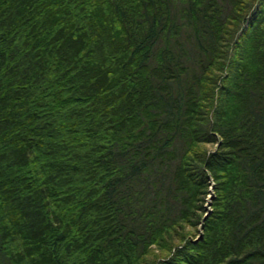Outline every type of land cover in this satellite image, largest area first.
Returning <instances> with one entry per match:
<instances>
[{
	"label": "trees",
	"instance_id": "obj_1",
	"mask_svg": "<svg viewBox=\"0 0 264 264\" xmlns=\"http://www.w3.org/2000/svg\"><path fill=\"white\" fill-rule=\"evenodd\" d=\"M0 264H264V0H0Z\"/></svg>",
	"mask_w": 264,
	"mask_h": 264
},
{
	"label": "rangeland",
	"instance_id": "obj_2",
	"mask_svg": "<svg viewBox=\"0 0 264 264\" xmlns=\"http://www.w3.org/2000/svg\"><path fill=\"white\" fill-rule=\"evenodd\" d=\"M206 147L210 148L211 146H206ZM207 201H208V199H207ZM204 207H205V209H207V207H208L207 204L204 203Z\"/></svg>",
	"mask_w": 264,
	"mask_h": 264
}]
</instances>
